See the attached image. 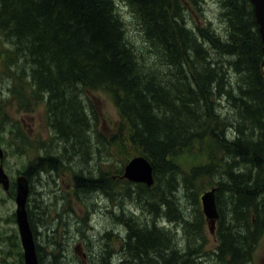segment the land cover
Masks as SVG:
<instances>
[{"label": "trees", "instance_id": "16d2710c", "mask_svg": "<svg viewBox=\"0 0 264 264\" xmlns=\"http://www.w3.org/2000/svg\"><path fill=\"white\" fill-rule=\"evenodd\" d=\"M120 1L136 21L135 39L127 33L115 0H0V40L9 45L3 58L11 65L15 81H25L31 89L28 103L22 102L27 90L22 86L17 91L19 108L25 111L43 103L54 134L72 148L87 146L83 149L87 154L89 122L79 93L108 95L120 123L104 144L106 150L116 148L124 161L142 156L153 170L152 187L135 184L138 198L152 196L150 210L166 207L173 219H180L177 186L189 192L194 183L210 184L219 176L212 188L218 219H226V225L219 231L216 254L220 264H245L253 248L249 240L255 243L264 218V207L259 205L262 200L264 206L263 45L253 7L249 0H216L217 18L225 32L220 36L210 22L188 25L192 21L188 5L197 7L199 0ZM197 12L200 16L198 7ZM11 92L16 98V92ZM221 99L233 111L232 118L219 111L225 103ZM4 125L0 122V136ZM9 125L11 142L27 145L18 122ZM199 152L204 163L183 172L178 159L197 158ZM237 163L246 170L236 172ZM60 165L56 156H37L25 177L56 171ZM122 173L115 180L103 173L86 178L76 174L73 187L107 193L121 183ZM11 187L10 182V191ZM223 194L238 225L227 222L220 202ZM250 207L252 232L251 224L241 221L249 219ZM132 234L127 245L134 254L129 256L140 258L141 253L152 251L164 260L165 247L156 245L162 233L155 227L135 229ZM168 250L169 261L194 264L171 245ZM155 258L151 262L160 263Z\"/></svg>", "mask_w": 264, "mask_h": 264}, {"label": "rangeland", "instance_id": "374dc122", "mask_svg": "<svg viewBox=\"0 0 264 264\" xmlns=\"http://www.w3.org/2000/svg\"><path fill=\"white\" fill-rule=\"evenodd\" d=\"M115 3L127 33L133 39L137 38L136 21L129 7L120 0H115ZM188 6L192 8V11L188 10L192 20L191 23L188 20L189 26H192L194 21L199 25L210 22L215 34L225 35L224 25L217 18L219 9L216 0H199L197 7L200 9V16L196 5L190 3ZM8 48L9 45L0 40V122L5 123L4 134L0 136L2 152L0 164L12 184L11 191L7 192L0 185V264H24L15 220L16 178L20 175L25 176L29 164L37 156L46 155L58 157L60 168L56 171L45 170L38 175L27 177L29 195L26 210L29 212L27 216L29 215L28 221L33 232L39 264H154L151 260L156 255L152 251L141 253L143 255L140 258L131 257L129 253L133 252L128 250L127 245V237L134 235L133 230H147L151 227L162 233L156 245L159 244V247L166 249L163 250L164 260L155 258L160 262L155 264H175L166 258L170 245L173 250L187 254L188 258L193 259L194 264H220L216 254L219 244L218 234L226 225L224 223L226 219H218L217 212V219L212 225L204 217L200 202V196L211 190L215 182L220 181L219 176L213 177L214 184L200 186L194 183L189 192L183 185L177 186L175 197L182 217L180 219H173V214L166 207H159L156 212L150 210L149 204H154L155 198L145 194L138 198L139 183L135 185L126 180V183L132 184L129 186L122 178H120L121 183L119 180L116 181L115 186L107 193L76 190L72 181L76 174L86 178L97 177L103 173L115 180L117 174L123 171L127 161L130 160L124 161L122 156L117 154L116 148L115 151L106 150L104 145L120 123L117 108L110 97L103 92H80L89 122L87 132L90 142L89 152L83 153V149H87V146L81 147L76 144L72 148L64 144L49 128L43 103L28 106L25 111L19 108L21 107L18 102L20 91H17L22 89V86L27 90L22 102L28 103L31 102L29 99L31 89L27 82L15 81L11 65L3 58V53ZM231 78L235 82L236 77ZM12 90L16 92V98ZM218 108L223 116L233 117V111L226 102ZM11 121L18 122L20 134H23L27 145L17 140L11 142L9 125ZM201 156L199 152L197 158L186 155L178 159L183 172H187L193 164L204 163V158ZM130 157L132 156L129 155ZM244 168L241 163H237L236 172ZM231 201L235 202L234 197H231ZM220 202L223 213L228 214L227 222L233 221L228 210L231 204L228 196L223 194ZM259 205L260 208L264 207L262 200ZM199 212L203 219H200ZM252 212V207L247 208L246 215L249 219H241L246 221V226L253 223V219H250ZM262 221L260 234L255 243L249 240L253 248L245 264H264V218ZM236 222L234 220V223ZM250 228L251 232L255 230L252 224ZM131 242L134 244V239Z\"/></svg>", "mask_w": 264, "mask_h": 264}, {"label": "water", "instance_id": "95a60500", "mask_svg": "<svg viewBox=\"0 0 264 264\" xmlns=\"http://www.w3.org/2000/svg\"><path fill=\"white\" fill-rule=\"evenodd\" d=\"M253 7V14L258 26V32L263 45V62L264 67V0H249ZM2 152L0 150V159ZM121 178L126 179L131 183L143 184L146 187H151L154 183L153 170L149 161L142 157L136 156L131 158L124 166ZM15 220L18 227L20 243L23 251L24 264H39L33 233L27 216V200L29 195V182L24 175L16 178L15 183ZM0 185L4 191H8L10 187L9 177L5 174L0 164ZM202 205V213L209 223L213 225L217 219V209L215 203V188L204 192L200 196Z\"/></svg>", "mask_w": 264, "mask_h": 264}, {"label": "bare ground", "instance_id": "6f19581e", "mask_svg": "<svg viewBox=\"0 0 264 264\" xmlns=\"http://www.w3.org/2000/svg\"><path fill=\"white\" fill-rule=\"evenodd\" d=\"M79 103V102H78ZM234 136V135H233ZM154 179V178H153ZM154 184V183H153ZM153 186V185H152ZM151 186V187H152ZM150 188V187H149ZM84 193V192H83ZM218 206H220V203L218 202ZM205 217V216H204ZM121 220V219H120ZM126 220V219H125ZM128 220V219H127ZM130 220V219H129ZM132 221V220H131ZM134 222H135V220H134ZM137 222V221H136ZM156 222V221H155ZM120 223H122V222H120ZM125 225V224H124ZM136 227V226H135ZM105 264V263H104Z\"/></svg>", "mask_w": 264, "mask_h": 264}, {"label": "flooded vegetation", "instance_id": "af4514ba", "mask_svg": "<svg viewBox=\"0 0 264 264\" xmlns=\"http://www.w3.org/2000/svg\"><path fill=\"white\" fill-rule=\"evenodd\" d=\"M39 261V260H38ZM24 262V261H23Z\"/></svg>", "mask_w": 264, "mask_h": 264}]
</instances>
